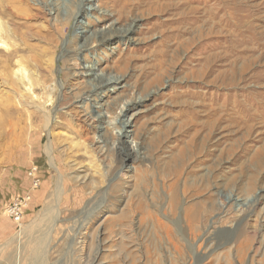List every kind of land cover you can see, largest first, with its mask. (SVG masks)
<instances>
[{
	"label": "rangeland",
	"instance_id": "obj_1",
	"mask_svg": "<svg viewBox=\"0 0 264 264\" xmlns=\"http://www.w3.org/2000/svg\"><path fill=\"white\" fill-rule=\"evenodd\" d=\"M81 3L0 0V264H264V0Z\"/></svg>",
	"mask_w": 264,
	"mask_h": 264
},
{
	"label": "built area",
	"instance_id": "obj_2",
	"mask_svg": "<svg viewBox=\"0 0 264 264\" xmlns=\"http://www.w3.org/2000/svg\"><path fill=\"white\" fill-rule=\"evenodd\" d=\"M27 177L31 181L32 189L37 188L40 179L37 175L36 167H32L27 172ZM31 202V195L28 193L12 199L8 204L3 206V213L15 224V235L22 230L25 212ZM21 233V232H20ZM20 233L18 235H20Z\"/></svg>",
	"mask_w": 264,
	"mask_h": 264
},
{
	"label": "bare ground",
	"instance_id": "obj_3",
	"mask_svg": "<svg viewBox=\"0 0 264 264\" xmlns=\"http://www.w3.org/2000/svg\"><path fill=\"white\" fill-rule=\"evenodd\" d=\"M92 1L93 0H81V5L83 6V8L84 9H86V10H91L92 9ZM225 8H226V6L225 5H223V10H225ZM83 9V10H84ZM85 10V11H86ZM222 10V7H220V8H218V10L217 11H214V8H211L210 9V12L212 13V17L210 18V19H208L207 21H205V23H204V26H199V25H197V22H195L196 21V19L194 18V17H189L188 18V21H189V26H190V28H193V30H196L197 32H195L196 33V36H198V37H200V36H202L201 35V32L203 31L202 30V28L201 27H205V26H207L206 27V29L207 30H211L213 27H214V21L217 19L216 17H217V14L220 12ZM50 14V13H49ZM52 16H54L55 17V14L53 13L52 14ZM53 17V18H54ZM204 32V31H203ZM205 33V32H204ZM203 34V33H202ZM105 40H106V37H101V42H105ZM92 43L94 44V43H96V41H95V39L93 38L92 39ZM99 44V43H98ZM92 72H93V69H92V67H90V66H82L81 68H80V72H79V75H81V76H83V75H85V76H92L93 78H96L95 77V75H93L92 74ZM88 76V77H89ZM28 82H29V79H28ZM109 83H112L113 84V86L115 87V86H118L119 84H120V80L119 79H117V78H106V79H103L102 80V78H99V79H97V83H96V86H101V85H107V84H109ZM30 85V84H29ZM126 136H127V134H125ZM127 152V151H126ZM131 153V152H130ZM128 156H131V154H127ZM137 155L136 154H134V158L136 159L137 157H136ZM132 157V156H131ZM133 158V159H134Z\"/></svg>",
	"mask_w": 264,
	"mask_h": 264
},
{
	"label": "crops",
	"instance_id": "obj_4",
	"mask_svg": "<svg viewBox=\"0 0 264 264\" xmlns=\"http://www.w3.org/2000/svg\"><path fill=\"white\" fill-rule=\"evenodd\" d=\"M0 207V245L7 239L8 236H15V224L6 216ZM26 213V212H25ZM13 232V233H12Z\"/></svg>",
	"mask_w": 264,
	"mask_h": 264
}]
</instances>
